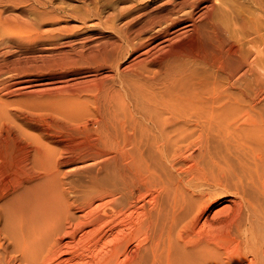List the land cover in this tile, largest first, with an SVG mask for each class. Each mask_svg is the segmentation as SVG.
I'll return each mask as SVG.
<instances>
[{
  "label": "bare ground",
  "instance_id": "1",
  "mask_svg": "<svg viewBox=\"0 0 264 264\" xmlns=\"http://www.w3.org/2000/svg\"><path fill=\"white\" fill-rule=\"evenodd\" d=\"M116 1L129 5L105 23H125L116 28L118 41L101 50V61L117 69L119 55H135L117 73L115 93L90 98L94 126L71 128L82 137L80 147L55 152L47 137L21 133V153L0 150V264H48L63 254L70 256L64 262L81 260L85 246L74 244L85 227L94 247L113 236L97 264H264V114L256 102L264 85V0H165L152 7V0ZM5 2L0 94H50L49 82L35 79L27 59L8 57L36 41L57 42L36 21L52 10L46 0ZM187 35L208 54L168 52ZM8 105L0 96V125L16 123ZM76 163L85 164L61 169ZM71 174L81 179L63 180ZM226 190L237 199L241 260H219L208 235L203 241L193 232V220ZM130 241L137 244L133 253L126 252Z\"/></svg>",
  "mask_w": 264,
  "mask_h": 264
},
{
  "label": "rangeland",
  "instance_id": "2",
  "mask_svg": "<svg viewBox=\"0 0 264 264\" xmlns=\"http://www.w3.org/2000/svg\"><path fill=\"white\" fill-rule=\"evenodd\" d=\"M46 1L49 5L48 9L52 10V15L50 13L51 17L44 16L43 18H40V20L39 18H36V21L37 23H39V30L41 28L40 31L44 32L42 34H49L50 36H52L51 34L54 33L52 37L56 36L57 38H55L57 39V42L45 43L40 41L39 43V41H36L37 44H31L30 51L24 50L23 48V50L21 49L16 51L15 53L13 52L11 57H8V59L12 60L19 58V60L21 61L28 60L26 66L30 69L32 68V72L34 73V75H36L35 79H43V81L46 80L47 82H49V84L46 86L50 88V94H32L30 96H26V94L24 95L19 91L9 93L10 95H5L3 94V92L0 94L2 98L9 102L8 110L11 112V115L14 118V122L16 121L15 124L5 123L4 126L3 123L2 125H0V150L2 149V152H6L8 155H18L22 152L24 148L22 146H25V135H35L37 138L41 139H43L44 136L45 138L47 137L46 139L47 141H49L48 145L55 152L57 150H60V148L71 149L70 147H80L81 143H79L78 141L82 137L77 132V135H75L74 131L73 134L71 128L79 127L82 129V127L84 128V126L86 128H91L94 126V122H92L94 121V116L92 115L93 105L90 102V98L95 97L99 93L108 92L113 94V84L115 85L116 83L117 73L120 70H124L126 68L128 69V67L131 65V60L135 55H119L117 57L119 62V67L117 69L112 68L107 63L102 62L99 55L102 54L101 52L103 51V48L110 47L112 41L113 43L114 41H118L116 28L123 26V24L125 23L124 19H115L113 21V26L110 20L105 23V18H111L115 11L119 10L121 7H126V5H129L128 3L120 4L116 0ZM92 1L94 2L93 4ZM137 1L140 2L144 0ZM164 1L165 0H152L150 1L149 6L151 5L150 7H152L157 5L158 3H163ZM5 5V0H0V9H3L4 7L6 8ZM93 5L96 7L99 6V9L102 11L101 20H99L97 16L94 15V12L97 8H95ZM84 14H86V17H84ZM258 17L260 18L258 19L261 21L262 17ZM179 50L181 51L178 52ZM168 52L183 54L187 57H196V54L202 57L203 55L208 54L207 48H204V46L198 40L191 38L190 35L178 38L175 42L172 43L171 49ZM164 53L165 52L157 54L156 56H153L152 59H161V57L164 56ZM80 58L81 60H78ZM95 58L97 60H95ZM71 59H73V61H75L74 59H76L75 62H77V65H74L76 64L75 62H73V64H70V62H72ZM36 70L38 72H35ZM21 71H25V69ZM21 71H19V77L22 79L25 78V72ZM259 72L261 77L264 78V76H262L264 75V66L259 69ZM6 80H8L7 82H10L11 78L8 77L6 78ZM260 88L261 89L259 91V95H261L258 96L256 102L258 101V107H260L259 113L264 114V85H261ZM63 103L66 106H63ZM72 116H75L77 119L72 118ZM46 121L47 124L50 123L48 124L49 126H47V128L49 127V130H47L46 133L47 135H45L43 131V127L45 126ZM1 126L3 127L1 128ZM64 128L65 130L67 129L68 132L67 130L65 131ZM21 133L25 135L22 136ZM18 150L19 153L17 154L15 151L18 152ZM63 151L66 155V151ZM262 161H264V158H262ZM53 162H51L50 164L51 171L54 169L52 168L55 164ZM76 164L65 166L61 169L62 171L69 172L85 163ZM262 164H264V162H262ZM262 169H264V167H262ZM76 176L77 175L75 174H71L63 180L76 182L77 180L81 179V177H79L80 175H78L77 177ZM58 182L59 181L57 180L56 183ZM54 185L56 184H51L50 186L52 187ZM60 187L63 190H66V185L62 184V186L60 185ZM226 191L223 195L218 196L214 203L212 202L209 208H207L205 212L199 215L200 217L198 216L195 218V220H193V232L197 234V238H202L203 241H206V239L209 237V241L207 240V242L213 245L215 248L219 249L221 252V254L218 255L219 260H241V250L237 245V239L235 240V238L238 237L237 199L235 198L234 192H232L231 190ZM147 192L145 194L146 197L144 198V200L148 205H150L151 203L149 202H151L152 194L150 191ZM80 213L81 212L78 211L76 212L77 215H79ZM195 222L196 225L194 226ZM182 228L183 230L181 229V231H183V234L185 233V229H187V227ZM87 229L88 228L86 227L85 229L83 228L82 232L77 233V235L75 236V248L77 247V245L78 247L85 246L82 250V252L84 253L83 257H81V260L70 259V261L64 262L63 259L67 260L68 258H70V256L63 254L59 258L57 257L56 259L49 261L48 264H87L88 261H93V264H97L96 260L101 258L102 255L105 256L106 252L108 251L109 243L112 239V234H106L105 236H103V241L100 242L96 247H94L91 242V236L83 234ZM202 232L206 234L204 235ZM207 235L208 237L204 239L203 237ZM88 237L89 239H86ZM135 244V241H130L128 243L126 252L133 253L137 249V244ZM86 252L88 254H86ZM124 256V254L121 255L119 257L120 260H124L126 257Z\"/></svg>",
  "mask_w": 264,
  "mask_h": 264
}]
</instances>
